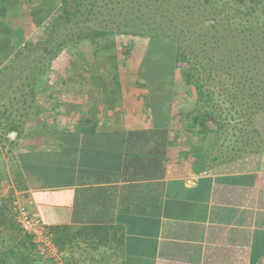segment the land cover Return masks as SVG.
Here are the masks:
<instances>
[{
    "label": "trees",
    "instance_id": "1",
    "mask_svg": "<svg viewBox=\"0 0 264 264\" xmlns=\"http://www.w3.org/2000/svg\"><path fill=\"white\" fill-rule=\"evenodd\" d=\"M50 1L52 14L37 21ZM17 2L29 4L27 13L0 24V90L13 84L5 87L7 72L20 74L0 110L3 144L42 146L49 130L36 102L38 81L66 45L88 42L82 91L93 90L88 96L101 110L130 108L143 94L148 132L166 139L167 169L178 170L175 177L264 171V127L255 122L264 117V0H237L230 12L225 6L207 11L203 4L212 0H6ZM11 165L12 188L0 196V229L9 237L2 247L0 234V264H39L31 236L14 223L12 203L16 193L27 198V185L16 159ZM3 180L7 174L0 171V187ZM69 230L48 229L59 253L81 239ZM86 231L94 237L101 229ZM256 255L257 261L264 253Z\"/></svg>",
    "mask_w": 264,
    "mask_h": 264
},
{
    "label": "crops",
    "instance_id": "2",
    "mask_svg": "<svg viewBox=\"0 0 264 264\" xmlns=\"http://www.w3.org/2000/svg\"><path fill=\"white\" fill-rule=\"evenodd\" d=\"M86 96L79 108L62 104L61 126H48L42 146L14 152L27 185L19 200L33 203L47 229L81 233L61 253L53 246L48 261L264 264L263 255L254 260L264 253V171L175 177L143 103L101 110ZM90 228L101 231L92 237Z\"/></svg>",
    "mask_w": 264,
    "mask_h": 264
},
{
    "label": "rangeland",
    "instance_id": "3",
    "mask_svg": "<svg viewBox=\"0 0 264 264\" xmlns=\"http://www.w3.org/2000/svg\"><path fill=\"white\" fill-rule=\"evenodd\" d=\"M16 1V0H13ZM36 2V0H34ZM202 2V0H200ZM36 5L38 4L35 3ZM6 0H0V24H3V21L5 19H11L16 16H22L23 13H27V9L30 7L29 4H14V5H7L6 7ZM30 5L31 2H30ZM204 7H206L207 11L211 12H218L220 9L225 6L227 10L233 11V9L230 10V7H236L237 6V0H212L210 3H204ZM6 7V11H5ZM53 4L51 1L43 6V8H40L36 20L39 19H47L53 12ZM240 12H245L247 8H244L242 6L238 7ZM251 21H254L253 19ZM241 23H244V21L240 20ZM257 22V21H256ZM23 45V43H21ZM92 52V46L88 42H81L78 45H66V47L58 54V56L52 61L51 67L48 68L44 74L41 76V78L38 81V84L36 86V102L38 106L39 113L42 114L44 117V121L48 124L49 128L52 127H60L61 126V106L62 104L66 105V102L69 101V103L75 104L74 106L78 107L80 101L86 102L87 95H92V90L85 89L87 93L85 94L83 91L82 93H78V90H83V86H81V80H78L79 75L86 76V74L82 72L85 65L88 63ZM17 70V69H15ZM13 75V76H12ZM20 74L15 72H7V80H5V87L6 84L9 87V83L13 82L12 86L9 88H1L0 91H2L3 96L5 99L0 100V110H3L7 103L9 102L10 95L8 94L7 89H13L17 86L19 80L13 79L14 76L18 77ZM75 77L76 82H70L68 81L69 78ZM10 81V82H9ZM62 82V83H61ZM4 85V83H3ZM70 86V88H67ZM57 89V94L53 93L52 91ZM7 91V93L4 94V91ZM69 91H72L74 94H69ZM76 92V93H75ZM93 92V91H92ZM81 98V99H78ZM143 94L140 95V97L135 98V103L138 106L143 103L144 101ZM8 106V105H7ZM79 108V107H78ZM139 109V108H138ZM7 116V115H6ZM13 119L17 120L18 117L16 115L12 116ZM39 119V117L37 118ZM6 120L4 118L0 119V125L4 124ZM258 126L264 127V117L260 116L255 121ZM35 122L30 121V124L27 123V127L31 128V125H33ZM54 125V126H53ZM49 130V129H48ZM4 138L3 130L0 128V171L7 174V180H3L1 187H0V196L1 197H7L10 189L12 188L11 183V169L13 166L11 163L14 162V152L15 149L21 144L19 143L17 146H10L9 144H3V141L1 139ZM225 144H228V142ZM23 146V145H22ZM224 144L221 150H224ZM9 171V173L7 172ZM18 199H21V196L19 193H16L14 202H16ZM13 209V206H12ZM0 234H3V240L2 247H4L5 243H9L7 239L8 233L4 232L2 229H0ZM8 237V238H7ZM13 237V236H12ZM16 238V236L14 235ZM12 239V238H11ZM1 247V248H2ZM36 256V255H35ZM37 260L39 259V264H52V262L47 260L46 256H43L39 253H37ZM36 259V258H35Z\"/></svg>",
    "mask_w": 264,
    "mask_h": 264
},
{
    "label": "built area",
    "instance_id": "4",
    "mask_svg": "<svg viewBox=\"0 0 264 264\" xmlns=\"http://www.w3.org/2000/svg\"><path fill=\"white\" fill-rule=\"evenodd\" d=\"M31 201L22 202L17 200L13 204L14 223L20 228L23 234L29 235L37 250L48 258L56 257V251L51 243V237L41 217L32 211Z\"/></svg>",
    "mask_w": 264,
    "mask_h": 264
},
{
    "label": "water",
    "instance_id": "5",
    "mask_svg": "<svg viewBox=\"0 0 264 264\" xmlns=\"http://www.w3.org/2000/svg\"><path fill=\"white\" fill-rule=\"evenodd\" d=\"M15 136H16L15 133H11V134L9 135V137H10L11 139H13Z\"/></svg>",
    "mask_w": 264,
    "mask_h": 264
}]
</instances>
